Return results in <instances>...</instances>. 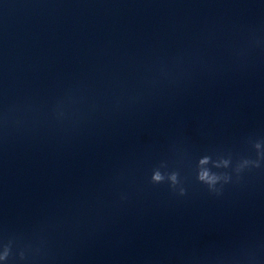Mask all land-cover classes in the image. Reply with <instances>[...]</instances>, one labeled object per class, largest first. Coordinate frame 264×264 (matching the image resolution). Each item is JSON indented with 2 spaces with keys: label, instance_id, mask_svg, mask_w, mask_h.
I'll use <instances>...</instances> for the list:
<instances>
[{
  "label": "clouds",
  "instance_id": "1",
  "mask_svg": "<svg viewBox=\"0 0 264 264\" xmlns=\"http://www.w3.org/2000/svg\"><path fill=\"white\" fill-rule=\"evenodd\" d=\"M255 148L258 150L260 148V143L255 144ZM259 154V153H258ZM207 163V160H202L201 164ZM245 165L248 163H253L254 166L258 167L259 163L257 162H251L248 160L244 161ZM244 168L243 167H237L236 172L239 174ZM230 177L226 174L214 172L211 169H201L197 174V180L198 182L204 184L207 186V189L209 192L214 193L216 195H219L221 193V188H218L217 185L221 183H228ZM164 182H168L170 188L173 190L177 189V186L180 185V179L177 174H172L170 177H168V181H165V177L162 176L159 172L155 173L151 178L152 184H161ZM179 194L181 196L185 195V189L183 187H179ZM10 248H11V241L9 244L5 245L4 254L0 256V259L7 260L10 254ZM21 258L23 259V253H21Z\"/></svg>",
  "mask_w": 264,
  "mask_h": 264
}]
</instances>
